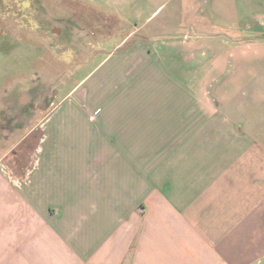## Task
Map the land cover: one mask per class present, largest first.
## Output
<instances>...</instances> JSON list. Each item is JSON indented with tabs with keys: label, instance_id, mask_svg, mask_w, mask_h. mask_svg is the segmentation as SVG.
<instances>
[{
	"label": "crops",
	"instance_id": "obj_1",
	"mask_svg": "<svg viewBox=\"0 0 264 264\" xmlns=\"http://www.w3.org/2000/svg\"><path fill=\"white\" fill-rule=\"evenodd\" d=\"M57 2L106 39L27 176L0 171V264H264V65L228 39L264 0Z\"/></svg>",
	"mask_w": 264,
	"mask_h": 264
},
{
	"label": "rangeland",
	"instance_id": "obj_2",
	"mask_svg": "<svg viewBox=\"0 0 264 264\" xmlns=\"http://www.w3.org/2000/svg\"><path fill=\"white\" fill-rule=\"evenodd\" d=\"M57 1L0 0L3 27L12 30L15 35L3 37L6 39L5 50L9 49L5 51L9 55L5 56L4 64L0 65L4 95L13 101L12 108L16 110L23 109L27 104L40 106L43 104V100L38 98L40 96L49 100V104L44 103V110L37 111L34 119L19 134L20 141L11 143V151L0 160V171L8 177L18 174L19 168L20 173L27 176V167L34 161L32 151L43 144L47 121L59 111L63 99L67 96L76 99L81 92L82 83L75 87L88 74L90 65L81 70L78 67L90 64L92 54L106 39L100 35L103 26L98 22L99 16H95L94 21L83 27L80 18L76 16V10L62 7L63 3ZM67 5L71 6L70 3ZM10 19H14L18 26L11 25ZM104 27L116 28L114 25ZM250 27L239 26L245 34L251 31ZM83 28L94 32V36H77ZM54 29H57L56 32ZM255 30L264 32V25ZM56 36H67V42L62 43V38ZM228 39L229 43L238 44V49L244 52L241 58L243 63L259 57L260 64L264 65V35L228 36ZM248 49L258 55H250ZM255 79L264 80V71Z\"/></svg>",
	"mask_w": 264,
	"mask_h": 264
},
{
	"label": "flooded vegetation",
	"instance_id": "obj_3",
	"mask_svg": "<svg viewBox=\"0 0 264 264\" xmlns=\"http://www.w3.org/2000/svg\"><path fill=\"white\" fill-rule=\"evenodd\" d=\"M56 30L57 29H54L55 32ZM56 37L62 38V43L67 42V36ZM69 53L72 52L69 51ZM36 94H38V92ZM38 98L40 100H43V104H41L40 106L27 104L23 109H21V111L13 109V104H8L4 109L0 110V141H4L5 144H7L8 142L17 143L20 141L19 134L25 130V128L28 126L29 121L34 119L37 111L44 110L45 104H49L48 98L44 99L43 96H40Z\"/></svg>",
	"mask_w": 264,
	"mask_h": 264
}]
</instances>
